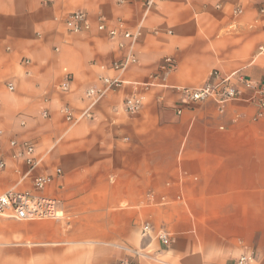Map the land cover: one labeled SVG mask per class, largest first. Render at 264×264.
<instances>
[{"label":"crops","instance_id":"crops-1","mask_svg":"<svg viewBox=\"0 0 264 264\" xmlns=\"http://www.w3.org/2000/svg\"><path fill=\"white\" fill-rule=\"evenodd\" d=\"M117 1L0 0V129L34 145L42 161L33 176L61 170L40 193L58 202L61 218L0 216V264H237L243 256L264 264V116L255 119L254 93L186 104L175 90L201 87L212 71L261 81L262 0H163L148 9ZM74 12L90 30L66 32L60 21ZM117 21L141 31L137 62L90 118L69 125L60 109L80 115L85 91L115 76L100 66L127 53L108 37ZM165 58L175 69H160ZM65 72L72 80L62 93ZM136 94L143 105L126 115L122 103ZM3 152L0 195L31 190L30 178L18 185L14 174L25 166Z\"/></svg>","mask_w":264,"mask_h":264},{"label":"built area","instance_id":"built-area-1","mask_svg":"<svg viewBox=\"0 0 264 264\" xmlns=\"http://www.w3.org/2000/svg\"><path fill=\"white\" fill-rule=\"evenodd\" d=\"M163 0H143L146 8L152 7L155 3ZM43 5H48L50 0H39ZM124 0H118L117 3L121 4ZM235 14H241V10L234 11ZM257 14L264 16V0H262ZM63 24L67 33L79 34L90 30L91 25L87 19V16L83 12H74L67 15L60 21ZM96 29L98 31H104L105 25L100 22ZM108 37L110 40L122 39L127 42V47H124V42L119 41V49L127 48V53L120 61L113 62L109 67L100 66L102 71H111L115 76H101L99 81L101 88H89L84 93V98L88 102L87 108L80 114L74 115L72 109L67 106H63L60 109L65 122L69 125H74L82 119L90 118V110L92 107L102 100L111 91L117 90L122 87L124 81L121 79V74L130 66L137 62L134 56V46L141 36L140 29L130 31L123 21H117L115 25L108 30ZM258 54H264V46L259 47ZM23 64H28V60H23ZM175 63L171 58H165L164 64L160 69L165 72H169L175 69ZM156 76H152L151 79H155ZM71 76L65 72L63 81L59 84L58 88L62 93H66L70 89ZM152 84H143L141 88L144 91L149 90ZM6 89L9 92H13L14 87L12 84H8ZM248 90L254 93V103L257 108V114L255 119H260L264 116V74L260 82H255L244 78L239 73L235 72L231 75H221L218 71H212L209 79L199 88H175L181 97L182 103H195L212 100L219 105H224L227 102L237 100L240 98L242 90ZM144 98L142 95L136 94L124 99L122 103V111L126 115L137 114L142 105ZM46 117V113H43ZM20 126H24L23 122H20ZM6 145L9 154L8 158L17 163H21L25 166L26 172L21 173L19 167H15L14 174L18 177L17 184L21 185L23 182L30 178L31 190H9L0 195V216H7L19 221H34V220H55L61 218V214L58 211V202L55 199L42 196V193L47 187H49L54 179L61 176L60 169H54L52 174H40L32 175V172L40 165L42 158L38 157L35 153L34 145L26 140H17L14 138L6 139L5 132L0 129V172L4 171L7 166L6 156L3 152V147ZM180 200V197L177 198ZM162 203H166L165 199H161ZM148 229L147 226L143 228L144 232ZM160 241L163 245L167 246L168 236L161 235ZM251 260L250 257H240L237 264H246ZM119 264H132L128 261H122Z\"/></svg>","mask_w":264,"mask_h":264}]
</instances>
